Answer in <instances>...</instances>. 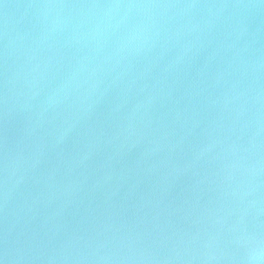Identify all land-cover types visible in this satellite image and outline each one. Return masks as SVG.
<instances>
[{"label": "water", "instance_id": "water-1", "mask_svg": "<svg viewBox=\"0 0 264 264\" xmlns=\"http://www.w3.org/2000/svg\"><path fill=\"white\" fill-rule=\"evenodd\" d=\"M0 264H264V0H0Z\"/></svg>", "mask_w": 264, "mask_h": 264}]
</instances>
